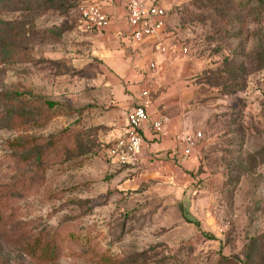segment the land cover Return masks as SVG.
I'll list each match as a JSON object with an SVG mask.
<instances>
[{
	"label": "rangeland",
	"instance_id": "1",
	"mask_svg": "<svg viewBox=\"0 0 264 264\" xmlns=\"http://www.w3.org/2000/svg\"><path fill=\"white\" fill-rule=\"evenodd\" d=\"M79 1L0 13V95L51 107L38 128L15 117L29 105L0 103V264H264V0H169L207 64L197 166L138 182L91 125L101 83Z\"/></svg>",
	"mask_w": 264,
	"mask_h": 264
},
{
	"label": "crops",
	"instance_id": "2",
	"mask_svg": "<svg viewBox=\"0 0 264 264\" xmlns=\"http://www.w3.org/2000/svg\"><path fill=\"white\" fill-rule=\"evenodd\" d=\"M84 1L95 3L108 19L103 31L88 36L86 48L92 63L88 69L99 74L101 83L91 110V125L106 128L114 142L123 137L125 116L133 108L143 107L150 118L163 116V134L154 135L144 127L137 163L127 169L133 171L136 182L148 176L168 179L169 175H180L181 170L192 172L197 166L193 152L200 140L190 156L182 157L184 146L175 138L183 132L200 134L196 130L201 113L194 95L197 76L207 70V64L191 52L188 21L171 11L180 10V4L154 0L166 13L163 27L155 36L134 41L130 36L136 26L125 14L128 0Z\"/></svg>",
	"mask_w": 264,
	"mask_h": 264
},
{
	"label": "built area",
	"instance_id": "3",
	"mask_svg": "<svg viewBox=\"0 0 264 264\" xmlns=\"http://www.w3.org/2000/svg\"><path fill=\"white\" fill-rule=\"evenodd\" d=\"M80 26L86 34L103 31L108 26L107 16L93 2L82 1L77 8ZM127 19L136 26L131 39L140 41L144 37H152L163 27L165 11L154 4V0H128L125 4ZM185 53L186 50H183ZM152 67V66H151ZM165 117L150 118L143 107L133 108L124 120L123 137L115 140L105 151V159L113 165L133 166L137 163L142 150L144 127L154 135L163 134ZM200 134L181 133L175 139L184 146L182 157L191 155V150L200 138Z\"/></svg>",
	"mask_w": 264,
	"mask_h": 264
},
{
	"label": "trees",
	"instance_id": "4",
	"mask_svg": "<svg viewBox=\"0 0 264 264\" xmlns=\"http://www.w3.org/2000/svg\"><path fill=\"white\" fill-rule=\"evenodd\" d=\"M24 1H28L29 3L35 4L38 2L39 4L34 5L33 7H23ZM36 1V2H35ZM84 0H80L77 3L76 10L80 3ZM256 3H259V0H255ZM16 5L14 7H1L0 13H10V12H41V15L45 13V11H57V9L67 7L68 3L71 0H16ZM0 103H3L5 106H11L13 103L22 104L24 106L29 105L32 110L35 111L34 115L28 117V115L20 114L19 117L15 116L18 119V122L21 124H25L27 121L33 123L36 127L40 128L44 126L48 120L49 109L51 108L49 103H46L40 98L34 97H25L23 95L12 94V95H0ZM38 161L42 158L43 153H37ZM41 163L38 162L35 167H40ZM1 207H3V203H0V226L2 222L1 216ZM108 261V260H107ZM105 262L103 264H110V262Z\"/></svg>",
	"mask_w": 264,
	"mask_h": 264
}]
</instances>
